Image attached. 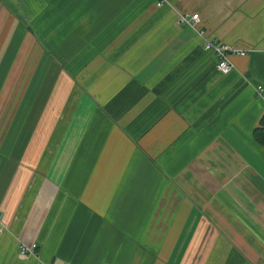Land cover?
Listing matches in <instances>:
<instances>
[{
  "label": "crops",
  "instance_id": "0c3cea01",
  "mask_svg": "<svg viewBox=\"0 0 264 264\" xmlns=\"http://www.w3.org/2000/svg\"><path fill=\"white\" fill-rule=\"evenodd\" d=\"M258 86L264 0H0V264H264Z\"/></svg>",
  "mask_w": 264,
  "mask_h": 264
},
{
  "label": "built area",
  "instance_id": "2783aa9c",
  "mask_svg": "<svg viewBox=\"0 0 264 264\" xmlns=\"http://www.w3.org/2000/svg\"><path fill=\"white\" fill-rule=\"evenodd\" d=\"M157 6H163L166 0H154ZM178 23L187 25L198 32L199 36L204 40V48L211 51L216 58V69L223 75L229 74L234 69V64L230 60V56L233 54L246 55L245 51H238L230 46H227L224 42L216 37L208 36L207 32L202 29L200 24L199 13L181 12L178 14ZM259 95H263V87L258 86L256 89ZM5 230V224L3 221V215L0 212V233ZM40 246L37 242L33 243H21L19 246V254L22 257H28L31 255H37L39 253ZM48 264H53L52 262Z\"/></svg>",
  "mask_w": 264,
  "mask_h": 264
},
{
  "label": "trees",
  "instance_id": "16d2710c",
  "mask_svg": "<svg viewBox=\"0 0 264 264\" xmlns=\"http://www.w3.org/2000/svg\"><path fill=\"white\" fill-rule=\"evenodd\" d=\"M255 138L262 144H264V114L260 121V127L254 130Z\"/></svg>",
  "mask_w": 264,
  "mask_h": 264
}]
</instances>
